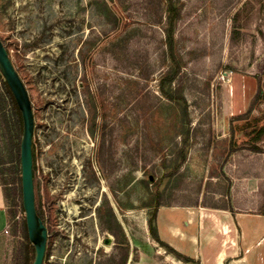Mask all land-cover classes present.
<instances>
[{"label": "rangeland", "instance_id": "374dc122", "mask_svg": "<svg viewBox=\"0 0 264 264\" xmlns=\"http://www.w3.org/2000/svg\"><path fill=\"white\" fill-rule=\"evenodd\" d=\"M172 14L179 69L168 80ZM0 40L31 102L38 210L48 199L55 216L62 203L86 216L73 264H172L149 232L151 217L158 237V217L176 222L177 207L230 197L242 212L254 207L232 174H264V152H250L241 130L264 120V103L254 105L264 92V0H0ZM161 89L185 98L188 123ZM12 121L0 91V264H23ZM109 209L111 239L99 220ZM138 239L151 248L142 253ZM99 241L106 247L97 250Z\"/></svg>", "mask_w": 264, "mask_h": 264}, {"label": "crops", "instance_id": "0c3cea01", "mask_svg": "<svg viewBox=\"0 0 264 264\" xmlns=\"http://www.w3.org/2000/svg\"><path fill=\"white\" fill-rule=\"evenodd\" d=\"M241 111H231V113ZM245 180L246 190L254 197V207L242 212L230 197L223 205L175 208L176 222L158 217L157 234L178 253L193 260L186 263L171 254L164 259L172 264H264V174L233 173ZM262 198L257 206V193ZM225 199L229 200L225 196ZM172 215V214H170ZM7 227V213L0 189V234ZM142 253L151 248L138 239ZM149 244V245H148ZM139 245V243H138ZM161 256V253H157ZM155 261V260H154ZM161 261V260H160ZM157 260L154 264H157Z\"/></svg>", "mask_w": 264, "mask_h": 264}, {"label": "water", "instance_id": "95a60500", "mask_svg": "<svg viewBox=\"0 0 264 264\" xmlns=\"http://www.w3.org/2000/svg\"><path fill=\"white\" fill-rule=\"evenodd\" d=\"M0 73L13 95L22 119V135L19 147L21 202L27 238L34 248V257L31 264H42L46 244V229L42 220L37 215L35 207L32 171L34 117L25 85L13 66L1 40Z\"/></svg>", "mask_w": 264, "mask_h": 264}, {"label": "trees", "instance_id": "16d2710c", "mask_svg": "<svg viewBox=\"0 0 264 264\" xmlns=\"http://www.w3.org/2000/svg\"><path fill=\"white\" fill-rule=\"evenodd\" d=\"M171 11L173 12L174 9H171ZM237 15L238 14H236L233 17L234 22H235V19L237 18ZM173 21H174V15L172 14L169 17L168 28L166 29V42L168 45V53H169V56H170V58L174 64V66H175V69H174L173 74L168 78V80H172L176 76L178 69H179L177 62L175 60L174 52L172 50V43H173L172 24H173ZM237 34H238L237 28L235 27V24H234L233 30H232V37L237 38ZM161 90H162V93L164 94V96L166 98H168L169 100L177 101L182 105L181 106L182 116L186 119V117H187V103H186L185 98L181 95L172 96V95L166 93L163 89H161ZM0 91L2 93V98H4L7 101V103L9 104V106L11 107L12 118H13V121H12L13 137L11 139V147L14 149L15 155L17 157V161L20 163V161H19V147H20V139H21V135H22V119H21L20 111H19V109L15 103L14 98H13V95H12L10 89L8 88L6 82L4 81L1 73H0ZM263 103H264V92L258 90L255 94L254 105H259V104H263ZM186 123H188L187 119H186ZM241 130H243V132H244V140H245V143L247 144L250 152H252L254 154L264 152V149H262V147L259 146V144L261 142H264V120H262V118L253 117L249 123H247L241 127ZM184 142H185V140H184ZM180 152H181V161H182L183 157H184L183 156V149H181ZM32 161H33L32 171H33L34 193H35L36 184H35V168H34V162L35 161H34L33 144H32ZM181 161H180V163H181ZM19 171H20V169H19ZM19 179H20V176H19ZM35 207H36L37 215L40 217V214L38 213L37 200H35ZM156 208H157V206H156ZM153 217H151L148 220V229H149V232H150L152 238L161 247H164L166 249L167 253L173 254L176 258L180 259L183 262L193 263L192 259L178 253L177 251L172 249L170 246H168L166 243H164L158 239V237L156 236L155 231L152 227ZM23 237H24V244H23V248H22L23 264H31L33 261V257H34V248L30 244V242L28 241L26 227H25V221L23 223ZM132 240L136 241L135 239H132Z\"/></svg>", "mask_w": 264, "mask_h": 264}, {"label": "flooded vegetation", "instance_id": "af4514ba", "mask_svg": "<svg viewBox=\"0 0 264 264\" xmlns=\"http://www.w3.org/2000/svg\"><path fill=\"white\" fill-rule=\"evenodd\" d=\"M52 206L53 204H51L48 199H45L41 205L42 211L39 212L38 210L40 219L46 229V244L42 264H52L55 258L59 260L60 264H73L74 258L78 256L76 248L79 249L80 241V235H74V233H77V231L80 232V220L84 219L86 216L81 218V212L77 209L74 212L68 211L63 203V207L61 208L63 213H58L55 216L52 211ZM68 215H72L73 219H69ZM92 215L95 216L97 214L93 212ZM99 215V220L102 222L101 225L105 227L106 236H109V239H111L113 237L112 228L110 226L113 217L112 209L104 210L103 213ZM102 246L106 247L99 241V246H97L96 249L98 250ZM68 248L69 250L67 251L66 249ZM65 251L67 252L64 254ZM103 252L104 254L107 253V249H104ZM54 253L58 255H54ZM61 255H64V257L61 258ZM102 260L103 258H99V263L106 264L105 262L103 263ZM108 264H111L110 260Z\"/></svg>", "mask_w": 264, "mask_h": 264}, {"label": "bare ground", "instance_id": "6f19581e", "mask_svg": "<svg viewBox=\"0 0 264 264\" xmlns=\"http://www.w3.org/2000/svg\"><path fill=\"white\" fill-rule=\"evenodd\" d=\"M69 211H71L70 209H68Z\"/></svg>", "mask_w": 264, "mask_h": 264}]
</instances>
